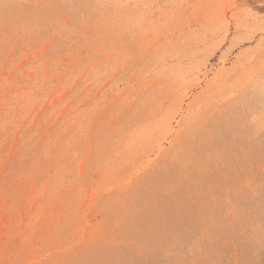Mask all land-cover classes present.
Instances as JSON below:
<instances>
[{"label":"rangeland","instance_id":"obj_1","mask_svg":"<svg viewBox=\"0 0 264 264\" xmlns=\"http://www.w3.org/2000/svg\"><path fill=\"white\" fill-rule=\"evenodd\" d=\"M0 264H264V0H0Z\"/></svg>","mask_w":264,"mask_h":264}]
</instances>
